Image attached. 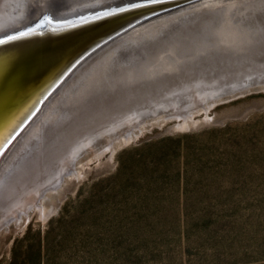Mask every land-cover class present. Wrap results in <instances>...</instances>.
<instances>
[{
  "label": "rangeland",
  "instance_id": "obj_1",
  "mask_svg": "<svg viewBox=\"0 0 264 264\" xmlns=\"http://www.w3.org/2000/svg\"><path fill=\"white\" fill-rule=\"evenodd\" d=\"M198 7L221 11L216 23H240L231 30L246 31L237 42L215 33L217 40H230L229 47L198 58L190 67L195 73L183 81L163 73L144 76L140 68L151 62L142 58L131 60L126 71L119 52L99 63L94 94L82 104L116 90L124 96L130 86L133 97L118 98L111 109L116 113H99L92 133L65 148L41 147V168L25 188L18 186L21 203L0 220V264L10 263L15 241L30 228L29 243L53 230L51 264H264V90L230 100L222 96L241 82L264 80L262 73V79L240 83L235 77L242 59L254 57L250 67L264 62V32L257 35L264 31V0H211ZM160 29L141 37L139 50L151 44L167 53L168 32ZM142 76L147 88L136 86ZM61 90L2 158L0 176ZM62 107L55 121L64 120ZM40 135L44 144L45 131Z\"/></svg>",
  "mask_w": 264,
  "mask_h": 264
},
{
  "label": "bare ground",
  "instance_id": "obj_2",
  "mask_svg": "<svg viewBox=\"0 0 264 264\" xmlns=\"http://www.w3.org/2000/svg\"><path fill=\"white\" fill-rule=\"evenodd\" d=\"M92 1L93 0H0V38L20 29L32 26L39 18H41L39 16L45 14V12L54 15V20H69L114 6L110 0H96L97 3H89ZM81 5H84V7ZM200 5L201 4H197L181 8L140 26L139 28L131 31L127 35L106 46L100 51H103L101 54H99L100 52L96 53L82 67L75 71L74 74H77L74 75V77L72 76L70 79H68L70 82L67 83L68 81H66V83L63 85V87H65H62V90L60 89L61 94L58 95V99L55 101L57 103L49 108L50 112L45 113L43 121L38 122V127H36L29 134V136L23 140L24 142L21 144V147L18 146L19 149L16 151L11 161L7 164V167L3 171V175L0 176V180L2 178L0 182V220H3L4 218L7 219L9 214H12L15 210L14 205L21 203L19 194L16 192L17 188L18 186L25 188L26 182H28V180L32 179L34 176V170H39L41 168V162L45 159L40 161L41 159L37 160V158L43 149H45V151H47V149L54 150V148H50V146H55L60 150L65 148L68 141H71L77 136H82L84 133L91 131V127L95 125L94 123H97V119L95 117L99 113H116L117 111L112 112L111 109H114V107L118 105V98L123 99L125 97H130L132 99L134 90L133 88L131 89L130 86L124 90H128L127 92H124V96L120 95L123 93L122 91L116 90L114 92L107 93L108 95L105 98L99 99V96H97L96 98L87 100L82 104L83 98L86 100L87 97H90L94 94L91 93L94 90V83L92 81L95 79L97 73H100V71L97 69L101 66V64H103L104 61L110 59L112 56H115V53L119 52L120 67L122 68L121 64H123L124 70L126 71H129V68L131 67V60L138 61L139 58H142L141 60L146 59L151 62L146 66L143 65L142 68H140L141 70L139 69L141 73L144 74V76L146 74L150 75L152 72H154L169 75L171 79L174 76H177L178 79L182 80L183 77L185 78L187 73H195L194 69H190V67L194 65L198 58L202 56L204 57L209 52H212L213 54L217 53V47H229L226 45L230 40H217L213 37L215 33H221L226 38L233 35L230 38H234V40H236L235 42L241 39L242 35H239V33L246 31L243 29V27L237 29L236 31L231 30V27L237 28L241 26L239 25L240 23L238 25L236 23L234 24L233 22H230L229 24H223L220 20L219 23H216V19L218 18L221 11L219 13H216L212 10H210L211 12H207L199 8L198 6ZM160 28L163 29V32L160 34L165 35V33L168 32V37L166 39L167 41H165V48L169 45V47L166 49L169 51L167 53H164L160 50L155 52V49L152 48L151 44H148V47H145L144 51L139 50V48L143 45H140L138 40L141 37H149L153 32H158ZM196 28H198L197 31L193 32V30ZM222 28H224V30H222ZM212 29L213 32H211ZM262 32L264 31L257 32V35H262ZM206 35L209 37L212 35L213 38L210 37L207 39ZM170 44L174 45L175 49L173 46H170ZM159 46L162 47L163 44L161 43ZM127 50L130 52L128 54H124ZM253 58L254 57H247L242 59L240 61L241 63H238L243 67H239V69H242L240 70L241 73H238V75L235 76L236 78L241 79L238 83L243 81L244 78L248 77L251 80H254V78H256L254 76H258L261 73L264 76L262 68L264 62H256L254 64L256 66L251 67L248 65V62H250V60ZM13 66L14 65H4L0 68V133L5 129L9 121V119L5 120V118L10 113H12L13 116L15 115L14 113H16L20 108L15 107L20 104L23 99H25L26 95L28 97L30 96L37 83L36 80L25 79L23 76L25 74L22 71L12 73ZM115 69L116 66L110 68L111 71H114ZM144 76H142L141 79H138L139 81L136 80L137 87H142L144 84L146 85V82H144L145 78H143ZM261 77L262 76H258V79ZM155 80L157 81L158 78ZM235 81L237 82V80ZM84 82V86L86 84L92 85L85 88L83 86L80 89L82 91H79L78 87ZM172 82L174 81L172 80ZM175 82L178 84L177 80ZM142 88L147 87L144 86ZM77 95L78 98L76 100H71L72 96ZM53 98L54 97H52L48 102H50ZM26 101L27 100L24 102ZM62 106L65 107L64 113L66 112L67 115L66 113L64 114V120H62V122L55 121V119L60 117V112L55 118L52 117L54 113L58 112ZM117 110H119V108ZM51 122L56 124L51 127ZM45 126H50L51 129L48 128L50 130L46 131L44 129ZM41 131H45L44 136L46 141H44V144L41 142ZM41 147H43L42 150ZM25 193L26 189L24 190V194ZM5 219L3 221H5Z\"/></svg>",
  "mask_w": 264,
  "mask_h": 264
},
{
  "label": "water",
  "instance_id": "obj_3",
  "mask_svg": "<svg viewBox=\"0 0 264 264\" xmlns=\"http://www.w3.org/2000/svg\"><path fill=\"white\" fill-rule=\"evenodd\" d=\"M209 1L131 0L69 20H54V15L45 12L32 26L1 37L0 68L14 65L12 73L22 71L25 79L37 83L30 96L26 95L15 107H20L15 115L10 113L5 118L9 121L0 133V161L37 119L48 101L92 56L150 21ZM263 90L264 80H258L256 84L241 82L236 90L222 96L230 100Z\"/></svg>",
  "mask_w": 264,
  "mask_h": 264
},
{
  "label": "trees",
  "instance_id": "obj_4",
  "mask_svg": "<svg viewBox=\"0 0 264 264\" xmlns=\"http://www.w3.org/2000/svg\"><path fill=\"white\" fill-rule=\"evenodd\" d=\"M53 231V230H51ZM49 229L43 235L41 232L37 233L31 240V228L27 230L22 239L16 240L12 249V258L9 264H51V254H54V242L52 234ZM62 247V242H58Z\"/></svg>",
  "mask_w": 264,
  "mask_h": 264
}]
</instances>
